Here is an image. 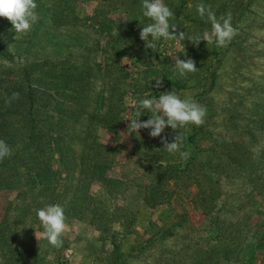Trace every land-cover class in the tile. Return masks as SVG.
<instances>
[{"label":"rangeland","instance_id":"rangeland-1","mask_svg":"<svg viewBox=\"0 0 264 264\" xmlns=\"http://www.w3.org/2000/svg\"><path fill=\"white\" fill-rule=\"evenodd\" d=\"M164 3L177 34L211 30L200 3L217 19L230 14L237 34L224 47L161 38L146 48L142 0H41L38 22L17 39L0 18V139L11 135L9 157L22 158L0 168V264H264V0ZM176 56L197 70L181 76ZM172 90L206 108L201 126L180 130L186 160L149 129L127 135L123 120L135 116L129 100ZM28 124L43 136L29 148ZM158 163L177 169L162 177L166 201L151 207ZM31 166L51 170V182H33ZM48 204L67 217L59 249L35 235V209Z\"/></svg>","mask_w":264,"mask_h":264},{"label":"clouds","instance_id":"clouds-1","mask_svg":"<svg viewBox=\"0 0 264 264\" xmlns=\"http://www.w3.org/2000/svg\"><path fill=\"white\" fill-rule=\"evenodd\" d=\"M38 5L36 0H0V18L7 19L12 25L15 33L14 39L20 38L30 32L38 22L39 15L36 12ZM197 13L201 19L210 23L211 30L202 34H189L185 31L176 32L177 25L170 24L173 11L165 5L164 0H142L143 16L152 22L143 26L139 32V38L145 42L146 48L156 49L153 41L163 38L165 41H184L187 39L194 45H199L203 40L206 44H215L217 47H224L231 42L237 34L231 23L230 14L217 19L210 5L200 3L196 6ZM151 37V40L149 39ZM175 70L181 76L193 73L197 70L195 61L192 58L180 59L179 56L173 58ZM5 67L10 66L7 60L3 61ZM156 88L162 86V79H154ZM18 98V94H13ZM135 111V116H126L123 120L130 121L127 124V135L139 133L141 129H149V136L159 137L163 147L170 154H177L182 160L188 158V153L181 151L182 135L180 130L189 125L201 126L206 116V108L192 98L182 99L175 92H163L156 98H143L140 100H129L126 105ZM144 113H150L147 120L141 121L139 117ZM170 127L175 135L172 142L167 136H162L165 128ZM12 155L9 145L0 139V161ZM36 217L43 229L42 235L35 232L36 238L47 241L53 248L63 246V236L66 232L65 210L60 204H48L45 207L35 209Z\"/></svg>","mask_w":264,"mask_h":264},{"label":"trees","instance_id":"trees-1","mask_svg":"<svg viewBox=\"0 0 264 264\" xmlns=\"http://www.w3.org/2000/svg\"><path fill=\"white\" fill-rule=\"evenodd\" d=\"M76 1L78 0H56V2H58L59 4H62V6H66V7H71L73 5V3H75ZM41 2V0H36V3L39 7V3ZM37 7V8H38ZM60 18V17H59ZM25 80L26 81H29L30 80V74L28 71L25 72ZM31 87L32 85L29 84L28 86V98L30 100V104H31V107L33 105V94H32V91H31ZM23 93V92H22ZM18 95H22V94H18ZM10 110L12 111L14 108H13V105L9 107ZM28 128H29V137H27V143H25L26 147H33L35 146L37 143H42V137L41 135H39L36 131H35V125L34 126H31L30 124H28ZM8 127L7 124H4V122H1L0 123V138L4 135H6V132L4 131L6 128ZM8 140H6V143L8 145H11L15 142L14 138L9 135L8 136ZM4 140V139H3ZM10 147V146H9ZM12 159H16V162L18 161H22V158L19 157H6L4 158L2 161H0V168L1 167H4V166H7V164L9 162L12 161ZM18 160V161H17ZM34 163H37V162H33ZM155 166H157L154 170L156 173L160 172L161 174L163 175H158V178L156 180V183H153L152 185L149 186V193L150 195L146 196L145 197V202L147 204V206H151V207H155L159 204H162L166 201V198H165V195L169 192V185L167 184V180L165 179H162V177H166V175H168V173L170 171H176V166L173 165V164H163V163H158L156 164ZM31 169L34 171V177L35 179L37 180H33V182H38L42 185H46V182L45 180H48L51 182L50 180V174H51V170L49 169H46V170H43L42 172L40 171L41 168H37V170H35V168L33 166H31ZM31 170V171H32ZM205 175H207L209 178L211 177V173L209 172L208 170V167H206V171L204 172ZM39 179V180H38ZM48 185H50L49 183H47ZM56 192L53 191V195L50 196L49 200H47V203H53L55 201V194ZM179 223L180 225L182 224L181 222H177ZM170 229L171 228H165V225H163L161 228H160V233L164 236L166 234H168L170 232Z\"/></svg>","mask_w":264,"mask_h":264}]
</instances>
